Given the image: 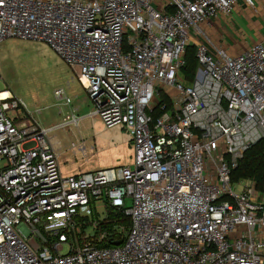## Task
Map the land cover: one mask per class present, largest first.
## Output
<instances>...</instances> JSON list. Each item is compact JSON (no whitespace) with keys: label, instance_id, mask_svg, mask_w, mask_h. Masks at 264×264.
Here are the masks:
<instances>
[{"label":"built area","instance_id":"1","mask_svg":"<svg viewBox=\"0 0 264 264\" xmlns=\"http://www.w3.org/2000/svg\"><path fill=\"white\" fill-rule=\"evenodd\" d=\"M239 1L0 0V41L47 43L76 69L93 114L124 126L135 148V169L64 175L55 128L0 88V264H264V193L232 180L264 141V41L231 56L192 36ZM68 118L78 122L75 109ZM109 207L131 223L104 246L121 232L100 229Z\"/></svg>","mask_w":264,"mask_h":264},{"label":"rangeland","instance_id":"2","mask_svg":"<svg viewBox=\"0 0 264 264\" xmlns=\"http://www.w3.org/2000/svg\"><path fill=\"white\" fill-rule=\"evenodd\" d=\"M0 73L1 89H10L23 100L26 110L41 125L55 128L51 142L64 175L120 166L135 169V148L128 130L122 125L108 126L93 114L95 106L79 82L76 69L47 43L13 37L3 39ZM58 87L66 89L72 99L70 104L56 98L54 91ZM72 109L77 123L68 118ZM98 211V216L104 218L106 210L101 201ZM89 232L94 233V229Z\"/></svg>","mask_w":264,"mask_h":264},{"label":"crops","instance_id":"3","mask_svg":"<svg viewBox=\"0 0 264 264\" xmlns=\"http://www.w3.org/2000/svg\"><path fill=\"white\" fill-rule=\"evenodd\" d=\"M153 5L166 10L167 0H152ZM193 39L203 40L211 51L222 49L235 56L250 46L264 41V0H256V7H249L240 0L228 13L206 20L201 33H192Z\"/></svg>","mask_w":264,"mask_h":264},{"label":"trees","instance_id":"4","mask_svg":"<svg viewBox=\"0 0 264 264\" xmlns=\"http://www.w3.org/2000/svg\"><path fill=\"white\" fill-rule=\"evenodd\" d=\"M185 60L182 72L186 78L191 80L194 78L195 72L198 68L194 46L188 47ZM242 179H252L256 184L257 189L264 193V141H260L250 147L245 152L243 158L239 161L237 167L232 170L233 181H239ZM108 211V219H110L111 222L102 225L100 229H109L110 232L119 229L121 232L112 235L110 234L108 239L103 243L104 246H112L116 241L113 238L115 236L120 238L119 241H122L125 237V232L131 223L130 218L126 216L123 211L113 209L112 207H109ZM122 229L125 232H123Z\"/></svg>","mask_w":264,"mask_h":264},{"label":"water","instance_id":"5","mask_svg":"<svg viewBox=\"0 0 264 264\" xmlns=\"http://www.w3.org/2000/svg\"><path fill=\"white\" fill-rule=\"evenodd\" d=\"M118 244V243H117ZM120 244V243H119Z\"/></svg>","mask_w":264,"mask_h":264}]
</instances>
